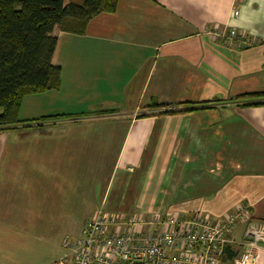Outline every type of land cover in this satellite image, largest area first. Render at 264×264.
Returning a JSON list of instances; mask_svg holds the SVG:
<instances>
[{"label":"crops","instance_id":"1","mask_svg":"<svg viewBox=\"0 0 264 264\" xmlns=\"http://www.w3.org/2000/svg\"><path fill=\"white\" fill-rule=\"evenodd\" d=\"M234 1L119 0L83 35L55 28L60 88L0 133V264H52L98 212L264 222V106H244L264 102V0Z\"/></svg>","mask_w":264,"mask_h":264},{"label":"built area","instance_id":"2","mask_svg":"<svg viewBox=\"0 0 264 264\" xmlns=\"http://www.w3.org/2000/svg\"><path fill=\"white\" fill-rule=\"evenodd\" d=\"M243 2L234 1V17L240 14ZM210 35L239 47L246 45L245 37L234 28L217 26ZM239 222L246 223L247 231L243 252L232 264H257V253L264 247V222L253 219L247 208L216 224L200 217L145 221L136 214L98 212L87 220L78 237L64 240V252L52 264H223L224 248L235 245L228 236Z\"/></svg>","mask_w":264,"mask_h":264},{"label":"trees","instance_id":"3","mask_svg":"<svg viewBox=\"0 0 264 264\" xmlns=\"http://www.w3.org/2000/svg\"><path fill=\"white\" fill-rule=\"evenodd\" d=\"M118 2L0 0V133L24 123L18 117L24 97L60 88L61 69L52 64L58 43L53 35L55 28L58 27L64 33L83 35L93 18L100 14L115 13ZM240 98L233 100L238 101ZM244 106H264V102ZM152 107L161 106L155 100ZM193 110L172 109L167 113ZM241 247L227 245L221 257L222 263L232 264L243 252Z\"/></svg>","mask_w":264,"mask_h":264},{"label":"rangeland","instance_id":"4","mask_svg":"<svg viewBox=\"0 0 264 264\" xmlns=\"http://www.w3.org/2000/svg\"><path fill=\"white\" fill-rule=\"evenodd\" d=\"M246 224V223H245ZM246 231H247V225H246V227H245V236H246ZM30 251H28V253H29Z\"/></svg>","mask_w":264,"mask_h":264},{"label":"bare ground","instance_id":"5","mask_svg":"<svg viewBox=\"0 0 264 264\" xmlns=\"http://www.w3.org/2000/svg\"><path fill=\"white\" fill-rule=\"evenodd\" d=\"M241 248H243V247H241Z\"/></svg>","mask_w":264,"mask_h":264}]
</instances>
